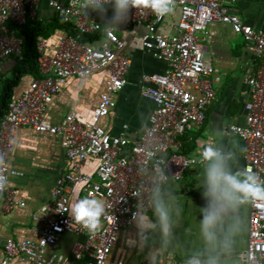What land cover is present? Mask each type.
Listing matches in <instances>:
<instances>
[{"label":"built area","instance_id":"built-area-1","mask_svg":"<svg viewBox=\"0 0 264 264\" xmlns=\"http://www.w3.org/2000/svg\"><path fill=\"white\" fill-rule=\"evenodd\" d=\"M40 1L0 0V61L9 57L23 60L22 39L7 24L25 25L29 17H34ZM235 1L172 0V8L178 10L177 19L172 13L160 17L151 11L132 10L121 29L133 38L139 37L143 49L163 61L166 69L161 75L141 77V95L153 103V110L143 133L131 139L126 134L111 136L102 126V120L115 108L114 96L127 83L130 60L123 53L125 41L118 30H105L104 18L84 9L86 0H48L59 20L78 35H100L91 41H79L67 34L58 40L52 55L46 54L47 44L39 41L36 64L40 76L8 103L1 118L2 214L25 208L17 191L7 187L8 177L21 176L8 168L17 130L27 128L40 137L57 139L69 171L56 179L48 206L40 209V215L29 216L32 222L42 225L35 229V241L0 239V264H123L110 260L111 251L118 234L132 227V215L141 199L150 212V190L161 170L168 178L162 187L180 182L188 169L205 163L202 155L180 153V139L201 129L206 109L216 100L211 81L214 69L204 61L197 37L207 36V27L212 23L229 25L234 34L241 35L255 65L243 78L249 94L244 105L245 123L227 127L225 134L243 142L244 169L264 183V33L244 26L229 12L228 6ZM140 29L144 33L138 36ZM167 29L172 33L165 32ZM99 70L106 73L107 81L90 120L82 122L75 113H69L58 125L45 122L47 108L61 83L71 77L86 78ZM88 160L96 162L93 175L83 173ZM75 186L81 189L74 202L88 197L105 205L106 215L94 234L83 230L69 215V196ZM137 189L143 190L139 198L133 195ZM63 235L73 240L65 252L56 253ZM138 264L185 262L166 254L156 261L141 259ZM238 264H264V200L249 203L246 248Z\"/></svg>","mask_w":264,"mask_h":264},{"label":"crops","instance_id":"crops-1","mask_svg":"<svg viewBox=\"0 0 264 264\" xmlns=\"http://www.w3.org/2000/svg\"><path fill=\"white\" fill-rule=\"evenodd\" d=\"M66 2L67 0H57ZM230 13L236 15L240 22L255 31L264 33V0H236L228 6ZM177 19L178 10H172ZM59 18L48 5V0H41L34 17H29L25 25L8 28L16 32L22 39L34 32L33 47L44 41L48 49L47 55L58 40L68 34V30L59 24ZM207 36L198 34V42L202 48L203 59L214 69L211 81L216 91V100L205 111V121L198 132L189 133L180 139H185L189 154L202 155L206 145L213 146L226 155L235 154L238 159L231 163L234 168L244 169L243 142L235 135H226V128L231 125L243 126L245 121L244 105L249 100L248 89L243 84V78L254 70V63L245 49V41L241 35L234 34L229 25L212 23L207 27ZM165 32L172 33L169 29ZM144 33L139 30L138 36ZM117 34L125 41L123 53L129 58L130 66L127 72V83L115 96V108L102 120L104 130L111 136L126 134L136 139L147 126L148 117L153 110V103L142 97L140 79L143 75H161L166 69L163 61L155 59L146 52L140 38L131 37L124 29H118ZM22 61L9 57L0 61V100L2 90L7 81H15L8 90L9 102L24 93L30 83L39 78L38 69L24 66ZM107 75L99 70L86 78L71 77L60 84L59 92L53 97L44 116L46 123L58 125L63 117L75 113L77 120H90L96 108L99 96L105 91ZM1 121V120H0ZM237 143L239 147L237 146ZM243 149V151H240ZM206 162L194 165L178 182H170L162 189L176 196L172 206L170 227L171 235L164 237L159 231L152 234L147 245L130 243L135 239L136 229L132 227L122 230L111 251L110 260L123 264H138L141 259L156 261L163 255H172L176 260L185 262L189 256L202 253L198 258L207 259L215 255L221 264H238L240 255L246 248L249 203L242 206L240 215L244 220V228L240 235L231 242L227 253L219 248L205 250V245L198 233L199 208L204 201L199 189L198 178ZM8 168L21 176L8 177L7 187L17 191V197L25 203V208H16L9 214H2L0 199V239L15 241L27 238L35 241V232L40 223L29 219L31 214L40 215V209L48 206L50 191L56 179L69 171V165L64 150L57 139L40 137L27 128L17 130L8 159ZM96 162L88 160L83 173L93 175ZM80 186H75L70 193V204L80 195ZM150 214V212H149ZM63 235L61 242L55 248L56 253L66 251L70 241ZM1 256V254H0Z\"/></svg>","mask_w":264,"mask_h":264},{"label":"clouds","instance_id":"clouds-1","mask_svg":"<svg viewBox=\"0 0 264 264\" xmlns=\"http://www.w3.org/2000/svg\"><path fill=\"white\" fill-rule=\"evenodd\" d=\"M109 6L111 16L108 15ZM83 7L86 11L104 18L106 31L120 29L128 21L133 9L151 11L160 17L173 10L172 0H86ZM237 146L239 147L238 143ZM202 159L206 166L198 178V183L204 205L199 208L198 233L206 251L219 248L227 253L231 242L244 228L240 209L254 200H264V183H260L250 170L234 168L231 161L238 157L233 153L226 155L217 148L206 145L202 150ZM167 179L161 170L157 183L150 190L147 204L150 214L142 199L138 202L132 215L136 234L130 243L147 245L152 234L157 231L164 237L171 235L170 218L176 196L162 189L161 185ZM142 191L137 189L133 195L139 198ZM69 215L83 230L94 234L101 227L106 208L103 202L85 197L70 206ZM200 255L202 253L187 257L185 264H221L215 255L199 259Z\"/></svg>","mask_w":264,"mask_h":264},{"label":"trees","instance_id":"trees-1","mask_svg":"<svg viewBox=\"0 0 264 264\" xmlns=\"http://www.w3.org/2000/svg\"><path fill=\"white\" fill-rule=\"evenodd\" d=\"M109 11H111V7H109ZM59 24L64 26L68 30V34L72 35L73 37H78L79 41H91L95 37L99 36L100 34H95L93 36L89 35H78L69 25H66L62 23L60 20L57 21ZM104 26V25H102ZM12 29V28H11ZM14 30V29H13ZM35 33L31 32L27 35L26 39L22 41V70L24 71V66H29L30 69L37 68L36 64V58H37V52L36 49L33 47V39ZM38 69V68H37ZM7 84L4 86L2 90V97L0 100V120L3 117L4 113L6 112L7 105L9 103V97H8V90L15 84V81H7ZM181 148L180 153L182 154H189V148L187 147V144L185 143V139L181 140Z\"/></svg>","mask_w":264,"mask_h":264}]
</instances>
